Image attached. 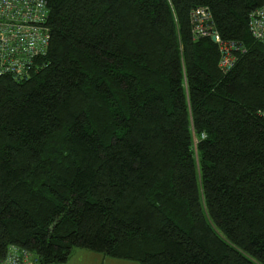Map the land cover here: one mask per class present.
<instances>
[{
	"label": "trees",
	"instance_id": "1",
	"mask_svg": "<svg viewBox=\"0 0 264 264\" xmlns=\"http://www.w3.org/2000/svg\"><path fill=\"white\" fill-rule=\"evenodd\" d=\"M246 49L228 73L190 12ZM264 0H47L50 43L0 77V263L74 248L140 264H264Z\"/></svg>",
	"mask_w": 264,
	"mask_h": 264
},
{
	"label": "built area",
	"instance_id": "2",
	"mask_svg": "<svg viewBox=\"0 0 264 264\" xmlns=\"http://www.w3.org/2000/svg\"><path fill=\"white\" fill-rule=\"evenodd\" d=\"M47 0H0V77L16 81L27 78L36 60L45 56L50 43ZM190 23L195 38H215L220 49L219 68L228 73L236 66L246 49L235 41H224L216 29L208 7L191 10ZM249 31L264 44V6L249 15ZM264 118V111L261 113ZM0 264H37L35 255L12 245Z\"/></svg>",
	"mask_w": 264,
	"mask_h": 264
},
{
	"label": "rangeland",
	"instance_id": "3",
	"mask_svg": "<svg viewBox=\"0 0 264 264\" xmlns=\"http://www.w3.org/2000/svg\"><path fill=\"white\" fill-rule=\"evenodd\" d=\"M59 264H140V263L111 258L105 256L102 253L94 252L89 249L74 248L68 261L66 263H59Z\"/></svg>",
	"mask_w": 264,
	"mask_h": 264
},
{
	"label": "water",
	"instance_id": "4",
	"mask_svg": "<svg viewBox=\"0 0 264 264\" xmlns=\"http://www.w3.org/2000/svg\"><path fill=\"white\" fill-rule=\"evenodd\" d=\"M213 41H215V38H212Z\"/></svg>",
	"mask_w": 264,
	"mask_h": 264
}]
</instances>
